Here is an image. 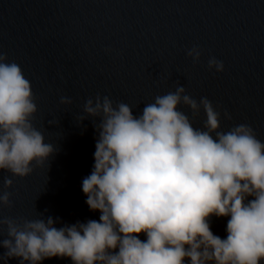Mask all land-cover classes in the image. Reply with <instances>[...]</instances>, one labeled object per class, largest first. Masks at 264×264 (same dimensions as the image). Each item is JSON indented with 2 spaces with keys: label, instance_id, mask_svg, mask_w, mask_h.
<instances>
[{
  "label": "water",
  "instance_id": "water-1",
  "mask_svg": "<svg viewBox=\"0 0 264 264\" xmlns=\"http://www.w3.org/2000/svg\"><path fill=\"white\" fill-rule=\"evenodd\" d=\"M194 46L201 51L195 64L187 55ZM0 54L30 82L33 126L56 149L24 178L0 169V195L11 194V208L0 206V218L51 217L57 228L99 221L82 192L98 138L83 108L97 96L114 107L128 104L138 116L156 96L183 86L197 103L206 97L221 112V131L246 124L264 143V0H0ZM210 57L223 63L222 72L208 69ZM61 97L71 103L61 104ZM179 110L191 119L189 109ZM204 121L201 109L193 127ZM229 219L210 217L212 233L226 239ZM7 238L0 230V242ZM5 251L0 246V264H20ZM40 264L72 261L52 257Z\"/></svg>",
  "mask_w": 264,
  "mask_h": 264
},
{
  "label": "clouds",
  "instance_id": "clouds-1",
  "mask_svg": "<svg viewBox=\"0 0 264 264\" xmlns=\"http://www.w3.org/2000/svg\"><path fill=\"white\" fill-rule=\"evenodd\" d=\"M187 55L195 64L201 51L194 46ZM6 60L0 54V169L24 178L33 163L44 165L56 149L33 126L37 108L30 82ZM208 69L220 73L223 63L210 57ZM60 103L71 100L61 97ZM201 109L203 127L194 128ZM83 111L98 138L82 192L99 221L57 228L51 217L0 218L8 237L0 242L5 257L19 258L20 264L52 257L70 258L72 264L264 261V143L250 126L221 131V112L206 97L197 103L183 86L156 96L138 116L128 104L114 107L107 96L88 99ZM11 185L6 178L4 188ZM10 195H0V206L11 208ZM247 197L253 199L245 203ZM212 216L230 217L226 239L210 230Z\"/></svg>",
  "mask_w": 264,
  "mask_h": 264
}]
</instances>
